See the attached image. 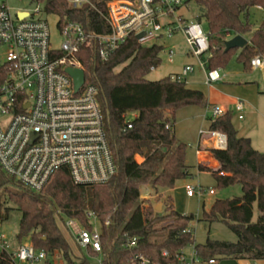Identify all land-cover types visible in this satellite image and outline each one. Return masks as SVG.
<instances>
[{"label": "trees", "instance_id": "obj_1", "mask_svg": "<svg viewBox=\"0 0 264 264\" xmlns=\"http://www.w3.org/2000/svg\"><path fill=\"white\" fill-rule=\"evenodd\" d=\"M38 1L45 4L47 14L59 17V27L73 22L88 33L109 32L96 11H105L103 0H88L80 9L71 8L66 0ZM188 1L198 9L196 21L205 22L208 27L211 55L206 59L208 71L224 69L236 51H240L237 61L245 70H251L253 58L264 56V22L253 30L248 21L251 9H264V0ZM226 30L235 36L251 35L249 45L226 52ZM98 48L94 43L84 45L77 57L85 68L87 82L98 89L97 100L117 174L104 185H76L65 168L56 172L41 192L35 193L0 168V191L22 213L18 241L30 238L37 250L48 256L60 253L68 264H77L70 258L69 245L57 217L61 213L62 219H74L89 229L86 213L91 212L101 224L108 218L112 221L110 227H103L106 256L102 264H127L135 252L160 260L163 250L173 255L189 245L195 246L204 262L264 260V153L254 150L249 138L239 136L232 112L211 121L209 126L210 131L227 137L226 150H210L219 164L212 174L221 188L240 185L242 195L215 201L208 211L204 209L202 220L209 224L223 222L237 241L208 240L205 245H196L193 232H185L195 219L193 215L178 213L170 197L160 215L152 206L140 202V190L144 186L173 189L178 181L190 177L186 163L188 147L175 135V115L182 108L204 107L205 95L188 88L184 82L173 81L171 76L149 81L151 68L160 64V49L140 46L133 35L106 61L100 59ZM8 71L5 65L0 67V86L6 81ZM128 114H137V117L131 121L132 129L125 130ZM138 157L142 162H138ZM1 208L0 205L1 220L8 219L11 209L5 208V214L1 215ZM161 222L165 225L155 229ZM124 234L138 239L133 250L124 247ZM158 235L165 236L162 243L151 241ZM0 264L13 263L7 257H0ZM78 264L90 262L84 257Z\"/></svg>", "mask_w": 264, "mask_h": 264}, {"label": "built area", "instance_id": "obj_2", "mask_svg": "<svg viewBox=\"0 0 264 264\" xmlns=\"http://www.w3.org/2000/svg\"><path fill=\"white\" fill-rule=\"evenodd\" d=\"M7 1L0 0V47L7 48L4 65L9 70L6 81L0 86V168L32 192H41L56 172L65 168L76 185H104L117 174L97 100L98 89L87 82L85 68L77 57L84 45L97 44L100 59L106 61L133 35L140 46H156L173 62L177 56L175 48H166V45L180 35L187 48L185 55L196 61L206 84L223 81L220 69L208 71L206 68V59L211 55L202 23L188 21L181 13L188 6V0H103L105 11H96L105 21L108 34L88 33L80 24L67 22L58 26L63 37L60 49L52 45L48 21L36 17L43 13L42 9L38 8L33 14H14ZM66 1L73 9L89 3L88 0ZM234 37L230 31H225V41ZM68 69L85 73V83L78 92L66 72ZM155 69L152 67L151 71ZM251 69L264 70V56L253 58ZM194 71V65H187L171 78L185 83ZM234 110L238 119L244 120V102L237 101ZM226 112L222 107L208 105L205 118L214 121ZM132 127L131 121H126L125 130ZM203 135L209 136L214 150L227 149V137L223 133L201 130L200 136ZM186 189L189 198L202 191L197 192L191 186ZM208 194L214 195V191ZM86 217L89 229L69 218H64V226L78 248L88 256L94 254L99 259L98 264H102L106 256L103 227H110L112 221L108 218L101 224L91 212H87ZM1 221L0 218V225ZM185 232L192 231L188 228ZM124 238L126 249L133 250L137 246V238L131 239L127 234ZM0 257H7L13 264H41L49 258L44 251L37 250L31 240L19 242L14 250L12 242L1 231ZM202 261L195 246L189 245L173 255L163 250L160 260L135 252L127 264H199ZM216 263L215 259L205 262Z\"/></svg>", "mask_w": 264, "mask_h": 264}, {"label": "rangeland", "instance_id": "obj_3", "mask_svg": "<svg viewBox=\"0 0 264 264\" xmlns=\"http://www.w3.org/2000/svg\"><path fill=\"white\" fill-rule=\"evenodd\" d=\"M7 4L11 11L16 14L18 12H27L33 14L38 8L42 9V14H36L37 18H44L48 21L52 34V45L55 49H60L63 37L58 28L59 17L53 14L44 12L45 4L36 0H8ZM181 13L188 21L196 20L198 16V9L194 3L188 4L186 8L181 10ZM249 23L252 25L253 30H257L264 22V9L256 10L251 9L249 14ZM203 28L207 31V25L202 22ZM166 48H175L177 56L173 62H169L165 53L160 52V64L156 66L155 71H151L147 79L149 81H160L169 76L180 74L182 69L187 65H194L195 71L188 76L186 86L190 89L198 90L204 93L206 99L210 102L208 105H218L219 107H228L233 115V125L241 135H247V127L252 118L251 115H244L245 121L237 119L235 112V104L237 101H243L249 108L256 101H260L261 112H264V71L261 70H245L244 66L237 61L240 51L233 52L230 55L228 64L224 69H221V75L225 76L224 81L213 85H206L203 71L197 67L196 61L189 56H186V45L180 35L175 36L174 39L169 41ZM7 48L0 47V67L6 63ZM120 67L118 71L121 69ZM206 107H187L179 109L175 115L176 136L179 141L188 146L186 163L193 169V177L185 180H180L175 184L174 189H154L151 186H144L140 190V202H145L146 205L152 206L155 210L158 207V213L162 215L164 206L167 204L169 197L173 198V204L178 213L181 215H193L194 221L190 224L189 228L193 232L194 241L196 245H205L208 240L210 241H223V242H236V235L228 229L223 222H215L209 224L202 220L204 209L208 210L209 207L217 200L232 199L242 195L240 185H233L228 188H221L218 185L217 179L211 172L199 171L198 161L196 155L197 144L199 140L200 131L209 130V121L204 118ZM169 112H167L168 114ZM135 114H128L126 121H133ZM258 131L254 134L256 139ZM138 162H142V158H137ZM196 188L201 194L189 198L187 196V186ZM213 190L216 194L211 196L208 194ZM0 191V205L1 215L5 214V208H10L8 219H2L0 231L12 242L13 249L15 250L19 243L17 236L19 233V224L21 221L22 213L16 209L13 203L6 200V196ZM258 212L255 206L254 221L257 220ZM58 226L64 235L69 245L70 258L75 263L86 257L90 264H98V258L88 256L86 251L80 250L71 234L64 226L65 219L58 215ZM91 223L97 226L94 220ZM165 225V222L157 223L155 229H160ZM165 236L158 235L151 238V241L162 243ZM23 242H29L30 238H24ZM190 252V248H187ZM222 260V259H221ZM41 264H68L60 253H55L49 256L48 262ZM199 264H205L201 262Z\"/></svg>", "mask_w": 264, "mask_h": 264}, {"label": "crops", "instance_id": "obj_4", "mask_svg": "<svg viewBox=\"0 0 264 264\" xmlns=\"http://www.w3.org/2000/svg\"><path fill=\"white\" fill-rule=\"evenodd\" d=\"M254 9L262 10V8H260V7H255ZM243 37L250 42L251 35L243 36ZM261 71H264V70H261ZM224 78H225V76H223V81H224ZM187 80H186L185 83H187ZM262 94H264V92ZM209 103L210 102L208 101V99H206V105L204 107L208 106ZM244 104H245V115H251L252 118H250V121L248 123L247 135H245V136L241 135L240 132H238V134H239L240 137L249 138L251 140V144H252V147H253L254 150H256V151H258L260 153H264V112H261V109L259 107L260 106V101L259 102L256 101L249 108L247 107L245 102H244ZM213 106H218V105H213ZM222 108L225 109L227 112L230 111L228 109V107L224 106ZM135 116L137 117V114H135ZM204 118H205V114H204ZM205 119L207 121H209V123H211L209 118H205ZM237 119H238V116H237ZM245 119L246 118H244V120H239V119L238 120L239 121H245ZM209 126H210V124H209ZM174 130H175V135H176V126L174 127ZM257 131H258V133H257L258 135H257V137L255 139L254 134H256ZM212 149L213 148H212L211 140H210L209 136H207V135L200 136L199 135V140H198L197 149H196V155H197V161H198L197 167H198L199 171H206V172L208 171V172L213 173L215 170H217L219 164H218V162L216 160L213 159V156H212V154L210 152V150H212ZM188 166L190 168L189 169L190 177H188V178H192L194 176L193 175V169H195V168L190 166V165H188ZM215 194L216 193L214 192V195ZM214 195H211V196H214ZM170 198H172V197H170ZM210 207H209V209H210ZM216 264H264V260L250 261V260L224 259V260H217Z\"/></svg>", "mask_w": 264, "mask_h": 264}, {"label": "water", "instance_id": "obj_5", "mask_svg": "<svg viewBox=\"0 0 264 264\" xmlns=\"http://www.w3.org/2000/svg\"><path fill=\"white\" fill-rule=\"evenodd\" d=\"M142 36H138L140 39ZM249 45V41L243 36H235L233 39L225 42V51L238 49L242 50ZM67 74L73 79L76 92H78L85 83V73L82 70L68 69ZM158 212V208L156 210Z\"/></svg>", "mask_w": 264, "mask_h": 264}]
</instances>
